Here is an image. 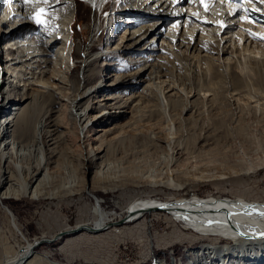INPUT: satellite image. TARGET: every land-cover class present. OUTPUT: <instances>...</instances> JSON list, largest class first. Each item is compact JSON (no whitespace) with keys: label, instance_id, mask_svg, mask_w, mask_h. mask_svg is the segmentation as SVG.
Returning <instances> with one entry per match:
<instances>
[{"label":"rangeland","instance_id":"rangeland-1","mask_svg":"<svg viewBox=\"0 0 264 264\" xmlns=\"http://www.w3.org/2000/svg\"><path fill=\"white\" fill-rule=\"evenodd\" d=\"M188 1L190 5L192 0ZM12 4L5 2L0 6L1 20L6 17L10 20L6 15L8 7L19 10L22 5ZM221 4L217 3L218 6ZM234 4L237 11L233 22L235 25L230 28V33L222 36L220 44L228 38L237 43L239 34H243L245 40L249 38L250 41L246 42L249 44L253 38H264V29L261 28L264 24L256 23L251 16H246L245 8L240 5L239 0ZM189 5L178 10L193 14ZM123 7L122 3H111L107 17L111 19L110 15L114 13L113 18L115 16L117 20L115 24L118 23L123 16L117 15V11ZM85 12L89 17L87 22L73 21L72 24L75 35L73 44L80 48V52L70 60V64L78 65L74 70H69L71 81L76 82L83 79L85 62L81 63L82 56L89 50L95 52L92 55H101L108 52L110 46L118 47L125 33L124 28L119 30L116 40L110 41L112 25L106 21L102 29L105 33L99 34L96 44L91 43L88 38L96 25V11L88 9ZM99 18L101 22L102 18ZM96 27L100 30L102 25ZM9 28L8 24L1 27L5 32ZM168 30H173L176 35L184 31L187 33L184 27L175 29L174 20L165 26L166 36L169 34ZM223 30L221 27L220 34ZM29 36L25 32L23 39L17 38L11 44L14 46L17 41L29 39ZM202 36L198 31L193 34L194 40ZM1 38L2 32L0 49L3 51L0 54L1 59L7 61V41ZM162 38L157 40V47L167 46ZM165 39L169 41L168 38ZM257 42L264 45V39L257 38ZM225 44L229 51L238 47L242 50V46L233 45L231 41ZM59 48L60 45L56 50ZM153 53L152 57L161 56L165 66L164 75L160 77V80L165 79L163 83L151 84L146 73L142 78L143 82L136 86L126 84L115 91H108L107 93L118 96L120 102L114 110H104L107 112V121L103 120L104 123L101 121L93 128L90 122L84 131H81L82 124L76 120L70 103L74 95L80 93L62 89L63 93L57 95V105L53 106L48 104L45 97H41L35 87L29 86L27 93L30 96L36 95L35 109H32L34 103L31 104L32 110L29 107V115L23 120L21 128L42 123L41 135L44 140L40 146L45 151L44 160L49 162L48 167L55 176L51 188L56 190L63 183L68 188L49 198L33 199L23 196L6 199L3 210L6 209L14 216L18 228L28 239L39 237L41 233L51 237L66 229L70 230L66 234L61 233L64 235H60L56 241L42 242L35 248L39 255L47 256L52 262L158 264L164 261L166 264H186L190 248L196 249L201 244L208 245L207 243L217 240V244H231V241L210 234L201 235L194 228L187 227L182 221H176L170 214L160 210H149L140 219L123 224L118 219L124 216L126 207L135 201L147 199H205L211 195L217 199L245 197L248 200L264 201V69L257 62L247 59V55L253 56L248 52L244 53L245 57H234L231 61L226 60L230 55L218 58L217 54L205 55L203 52L197 56L191 51L186 52L184 48L180 53H175V56L161 50ZM141 58L147 60L148 56ZM104 60L97 62L101 78H94L89 87L101 80L103 84H108L114 80V76H128L138 69H130L128 64L131 60L128 58L118 60L116 56H112L106 62ZM105 63H113L116 68L123 70L101 67ZM64 73L65 71L61 74L62 77L66 75ZM23 84L21 81L17 85L22 87ZM85 85L82 80L81 89ZM16 90L19 91V88ZM65 94L68 97L62 96ZM137 94H140L138 98L130 102L133 99L131 97ZM167 99L169 106L166 109L170 120H174L171 129L175 132L170 147L163 137L158 140L156 133L163 131L161 134L164 136L170 125L169 119L163 114L164 106L161 105ZM137 100L140 110L135 106ZM83 104V108L88 105L85 102ZM124 105L131 107V110L134 108L133 111L122 107ZM135 108L139 110L138 119L134 117ZM100 110L92 111L91 116ZM124 110L129 113H122ZM26 135L21 138L23 143L29 140ZM99 147L104 149L98 155L101 158L92 160ZM39 153L38 143L28 147L22 162L34 165L39 161ZM87 157L92 161L91 165L85 161ZM14 160L16 161V156ZM99 171L103 172V182H98L95 178ZM95 207L98 211L111 215L116 223L98 233L72 229L79 224L95 221ZM3 210L0 208V250L16 245L9 230V217ZM111 212H115V216L119 214V217L115 218ZM15 237L17 239L19 235L16 234ZM238 256L239 260L234 264L264 263L257 254L251 257H247V254ZM231 258L229 254L226 256L228 260ZM213 263L217 264V261Z\"/></svg>","mask_w":264,"mask_h":264},{"label":"bare ground","instance_id":"bare-ground-1","mask_svg":"<svg viewBox=\"0 0 264 264\" xmlns=\"http://www.w3.org/2000/svg\"><path fill=\"white\" fill-rule=\"evenodd\" d=\"M5 2L10 5L11 3L22 5L18 8L19 10L8 7L6 15L10 17V20L7 17L0 19L1 39L7 41L5 43L7 48L5 54L6 58H9L7 61L2 60L0 54V208L2 210L4 209L3 206H6L4 204L6 199L23 196L33 199L49 198L56 195L58 191H65L68 188V186H64V183L60 184L62 186L56 190L51 188L55 176L48 167L49 162H45V151L40 146L44 140L43 135H41L42 123H38L34 127L31 125L24 129L21 128L23 120L29 115L31 104L34 103L32 109H35L36 95L30 96L27 93L30 89L29 86L35 87V90L41 94L42 98L45 97L49 105H57V95L63 93L62 89H71L80 93V95H74L70 103L76 120L82 124L81 131H84L90 122H92V127L95 124L99 125L101 121L103 123L107 121V112L104 110H114L116 104L120 102V99L117 98L118 96H113L107 93L108 91H115V89L126 84L136 86L143 82L142 78L146 73H148L147 77L151 80V84L163 83L165 79L160 80V77L164 75L165 66L161 61V56H158V58L156 56L152 57L153 52L156 50L169 52L173 56H175V53H180L182 48L186 52L196 53L197 56L203 52L205 55L206 53L217 54L218 58L230 55V57H226L228 61H231L234 57H245L244 53L248 52L253 56L247 55V59L257 62L261 69H264V45L257 42V38L258 40H263L264 38H259L258 36L253 38L249 44L246 42L250 41V39L245 40L243 34H239L237 43L235 40L228 38L226 41L224 40L222 45L220 44L222 36L230 33V28L235 25L233 22L237 11H235L233 5L238 0H192L190 5L188 0H84L83 2L80 0H28V2H25V0H4V2H0V6ZM246 2L248 0H245L244 4L239 0L240 5L245 8V15L248 17H250L249 9L245 5L247 7L254 6L262 10L260 6L264 4V0H252L247 4ZM111 3H114V5L122 3L124 5L123 8L117 11V15L123 16L116 23L117 25L115 24L117 22L115 16L113 18L114 13L110 15L111 19L107 17L109 14L107 10L110 11ZM217 3H224L225 5L223 4L224 6H222L221 4L218 6ZM187 4L192 8L189 10L194 11L193 14L190 11L183 12L178 10ZM104 8H106V11H103ZM40 9L44 10L41 14V19L44 21L41 23L42 25H38L33 19ZM88 9L91 12L92 9L96 11V25L88 38L91 43L96 44L99 34L105 33L102 29L106 21L111 22L110 24L112 25L110 41L115 39V37L117 38L119 30L124 28L125 33L122 35V40L118 47L110 46L109 51L101 55L99 53L98 55H92L93 50H89L83 55L81 62H85L83 79L76 82L75 80L71 81V71L69 70H74L78 65L70 64V60H72L73 55H77L80 52V48L73 44L75 35L72 31V24L73 21L87 22L89 17L84 11H88ZM251 16L255 19L253 13ZM99 17L102 18L101 22H99ZM171 20H174L175 29L181 26L187 30V33L184 31V33L176 35L173 29L168 30L169 34L166 36L164 29ZM259 20L256 23L261 22L264 24V17ZM7 24L10 28L5 32L1 27ZM100 24L102 28L100 27L99 30L96 26ZM263 26L261 27L262 29H264ZM221 27L224 30L220 34ZM197 31L203 36L194 40L193 34ZM25 32L30 35L29 39L17 41L13 46L11 42L17 38L23 39ZM101 35L100 38L102 37ZM160 37H163L162 40L167 43V46L157 47V40ZM165 38H168L169 41ZM227 41H231L233 45L242 46V50L238 47L237 49L231 48L229 51L225 44ZM59 45L60 48L56 50ZM170 45L172 46L170 47ZM2 51L3 49H0V53ZM112 56H116L118 60L128 58L131 60L128 64L131 67L130 69H138L133 73L129 72L128 76H114V80L108 84H103L101 80L89 87L94 78H101L98 75L99 65L97 62L104 59L106 62ZM143 56H148V59H142L141 57ZM154 58H157V60L154 61ZM105 66L108 70L115 67L113 63H105L101 67L105 68ZM62 69L66 73L64 77L61 75L64 72ZM119 69L123 70V68L115 67V70L119 71ZM155 79L158 81L155 82ZM82 80H84L86 85L81 89ZM126 80L129 83L124 82ZM21 81L24 83L22 87L17 85ZM16 88H19V91ZM100 94L104 95L101 96ZM139 95L132 96L131 98L133 99L130 102L134 99L136 100ZM62 96L68 97L66 94ZM28 99L30 100L28 101ZM168 99L165 104H160L162 107L164 106L163 114L169 119L170 125L167 127L164 136L161 134L163 131L159 129L161 133L157 131L156 133L157 139L162 140L163 137L167 146L170 147L171 138L175 136V132L171 129L173 128L174 120H170V114L166 109L169 106ZM83 102L88 104L84 108ZM136 102L135 106H138L137 108L139 109V100ZM122 107L131 110L128 105ZM137 108L134 110L136 119L139 118L140 110ZM97 109H101L100 112L91 116L90 113ZM122 113L129 112L124 110ZM12 127H15L13 131L11 130ZM26 133L29 134L26 135ZM25 135L29 140L23 143L24 140H21V138ZM35 142L38 143L40 150L39 161L34 165L26 164L25 161V163L22 162L25 159L26 150L28 151V147L30 148L37 144ZM102 151L104 149L99 147L97 152L93 154L95 158L92 160L100 159L101 157L98 155ZM15 156L16 161L14 160ZM86 159L87 164L91 165L92 161L88 157ZM102 173V171L96 172L95 178L98 182H103ZM101 187L103 186L101 185ZM149 210L164 211L170 214L171 218L176 221H182L187 227L194 228L201 235L219 236L222 239L231 241V244H220L219 242L217 244V240L213 243H207L208 245L201 244L196 249L190 248L188 250L189 260L186 264H214L213 261H217V264H219V261L222 262L221 264H224V262L226 264H234L233 262L239 260L238 257L240 256L238 254H247V257L257 254L264 261V201L248 200L245 197L217 199L212 195L205 199H147L131 203L126 207L123 213L124 216L122 217L121 215L122 218H119L118 221L123 224L132 223L140 219ZM3 211L9 217V230L11 231V236L15 238L14 244L16 245H9L0 250V264H60L50 261L47 256L39 255L35 248H37L39 243L49 240L56 241L60 235H64L61 233L66 234L70 231L69 229L58 232L51 237L41 233L39 237L28 239L24 237L25 235L18 228L14 216L9 214L6 209ZM94 214L97 216L95 221L79 224L72 229L98 233L116 223L111 215L98 211L96 207ZM112 214L115 218L119 217V214L115 216V212ZM16 234L19 235L17 239L15 237ZM214 239L216 240L217 238ZM228 254L232 256L230 260L226 259ZM158 264H166V262L162 261Z\"/></svg>","mask_w":264,"mask_h":264},{"label":"snow or ice","instance_id":"snow-or-ice-1","mask_svg":"<svg viewBox=\"0 0 264 264\" xmlns=\"http://www.w3.org/2000/svg\"><path fill=\"white\" fill-rule=\"evenodd\" d=\"M25 2H28V0H25ZM44 12L43 9H40V11L37 13V15L35 17H33V19H35L37 24H41L43 23L42 19H41V14ZM223 26V25H221Z\"/></svg>","mask_w":264,"mask_h":264}]
</instances>
